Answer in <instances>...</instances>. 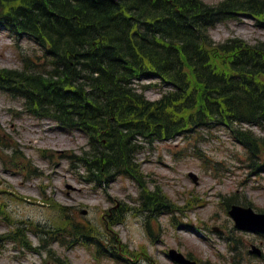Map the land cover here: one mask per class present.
Returning <instances> with one entry per match:
<instances>
[{
  "label": "trees",
  "instance_id": "obj_1",
  "mask_svg": "<svg viewBox=\"0 0 264 264\" xmlns=\"http://www.w3.org/2000/svg\"><path fill=\"white\" fill-rule=\"evenodd\" d=\"M0 8V27L45 50L43 62L0 70V88L90 134L82 161L91 176H137L139 137L213 121L233 128L264 168V139L235 127L264 124V41L218 43L209 33L246 10L264 23V0H0ZM145 75L173 89L149 100L134 82Z\"/></svg>",
  "mask_w": 264,
  "mask_h": 264
},
{
  "label": "rangeland",
  "instance_id": "obj_2",
  "mask_svg": "<svg viewBox=\"0 0 264 264\" xmlns=\"http://www.w3.org/2000/svg\"><path fill=\"white\" fill-rule=\"evenodd\" d=\"M211 34L218 41L239 36L255 42L264 40V27L242 15L218 24ZM21 52L33 55L39 50L32 41L17 42L0 30V69L21 68ZM147 94L159 96L157 90ZM88 140L82 132L63 130L49 119L27 114L20 100L0 91V179L4 181L0 184V235L10 233L15 238L0 243V264H132L107 254L98 257L79 240L70 245L40 240L48 236L43 228H59L72 218L93 226L102 238L105 233L116 238L123 256L133 264H176L166 254L172 247L191 252L201 264H264V256L249 252L252 244L264 251V236L235 228L227 207V198L236 195L241 202L248 200L264 209V173L253 172L243 147L230 132L214 129L156 142L141 153L151 188L161 187L181 205L191 198L199 201L185 212L150 219L153 236L147 215L135 209L123 224H108L115 204L138 205L139 188L125 176L104 187L86 183L80 176L83 169L73 168L70 162ZM34 169L41 174H32ZM190 172L198 175V183ZM85 208L88 212L83 214ZM35 223L42 229H36Z\"/></svg>",
  "mask_w": 264,
  "mask_h": 264
},
{
  "label": "water",
  "instance_id": "obj_3",
  "mask_svg": "<svg viewBox=\"0 0 264 264\" xmlns=\"http://www.w3.org/2000/svg\"><path fill=\"white\" fill-rule=\"evenodd\" d=\"M238 221V225L241 227H249L246 218L253 219L258 225L255 226V229H260L264 231V214L256 215L252 212L251 209H243L242 213H234Z\"/></svg>",
  "mask_w": 264,
  "mask_h": 264
},
{
  "label": "bare ground",
  "instance_id": "obj_4",
  "mask_svg": "<svg viewBox=\"0 0 264 264\" xmlns=\"http://www.w3.org/2000/svg\"><path fill=\"white\" fill-rule=\"evenodd\" d=\"M31 1H34V0H31ZM36 1H40V0H36ZM11 1H7L8 4H10Z\"/></svg>",
  "mask_w": 264,
  "mask_h": 264
}]
</instances>
